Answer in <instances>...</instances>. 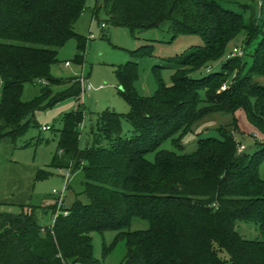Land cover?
<instances>
[{
    "label": "trees",
    "instance_id": "obj_1",
    "mask_svg": "<svg viewBox=\"0 0 264 264\" xmlns=\"http://www.w3.org/2000/svg\"><path fill=\"white\" fill-rule=\"evenodd\" d=\"M221 1L103 0L112 27L135 34L169 22L173 39L196 35L202 45L165 60L174 69L170 85L161 81L156 66L158 88L150 97L134 88L136 62L119 66L115 75L129 110L101 112L85 148H79L78 128L84 113L62 116L49 167L81 171L87 201L0 212V264H102L92 255L91 234L106 231L118 232L115 242L125 240L120 264H264V142L253 154L238 152L235 136L219 132L220 138L200 139L193 152L181 153L182 138L210 113L234 117L241 110L264 136V84L253 79L264 77V32L254 13L246 20ZM250 1L260 2L259 14L264 12L263 0ZM86 9V0H0V141L23 136L34 125L36 110L80 98L78 78L54 77L51 66L71 38L73 62L83 64L87 39L75 24ZM92 12L95 17L96 7ZM241 33L243 47L252 49L245 54L249 67L245 58L234 56L219 71L192 76L224 57ZM131 55L152 57L153 46ZM25 84L40 85L39 95L27 102L20 98ZM65 85L70 86L52 90ZM123 119L134 129L125 139ZM167 141L177 152L162 149ZM51 175L39 169L35 181ZM56 208L61 212L53 224L42 226L37 212L54 216ZM135 217L148 221L149 228L124 231ZM238 221L256 223L260 239L242 237ZM111 248L104 247L103 254Z\"/></svg>",
    "mask_w": 264,
    "mask_h": 264
},
{
    "label": "rangeland",
    "instance_id": "obj_2",
    "mask_svg": "<svg viewBox=\"0 0 264 264\" xmlns=\"http://www.w3.org/2000/svg\"><path fill=\"white\" fill-rule=\"evenodd\" d=\"M228 2V3H227ZM263 11H264V0ZM227 9L239 13L244 19H249L252 13L257 17L258 24L264 32V12L259 14L260 2L250 0H224L220 2ZM86 11L75 24V31L87 39L85 58L82 65L73 62L76 54V42L73 38L67 40L58 50L57 63L51 66V74L58 78L79 77L86 78L91 90L75 98H67L55 106L36 110L32 114L31 125L25 134L15 141L4 137L0 141V212L18 214L21 210L36 208L40 210L44 205H51L57 199L55 190L60 192L65 186V170L49 167L52 156L57 149L59 131L62 128V116L71 111L84 113L83 126L79 129V148L83 149L90 142L91 130H96V119L101 112L112 110L120 114L128 112L129 107L119 92V84L115 71L119 66L128 62H136L138 74L134 82L136 92L145 97L153 96L158 84L153 72L156 66L161 81L167 85L171 83L174 72L172 65L165 60L183 54L192 47L201 46L202 43L196 35L178 36L172 38L169 31V22H164L156 29L131 34L128 29L112 27L108 23L107 14L103 8V0H86ZM96 15L93 17V9ZM104 24L102 29L101 25ZM92 35L91 38L89 36ZM244 33L239 34L228 46L224 57L217 62L210 63L193 77L206 75L209 71H219L225 59L234 56L245 58L247 67L251 65V58L246 56L251 48L243 47ZM153 46V56L135 59L132 52L143 46ZM234 49L237 52H234ZM239 53V54H238ZM234 54V56H233ZM69 62V66L65 63ZM256 82L264 84V77H254ZM227 84L221 86L222 87ZM70 85L52 87L54 93L60 92ZM2 85L0 82V94ZM40 85L25 84L21 92V101L27 102L38 96ZM235 117V118H234ZM231 116L226 113H210L191 127L182 138L183 149L181 153L189 154L196 149L200 139L208 137L220 138L219 132L233 134L238 143V152L253 154L259 150L264 136L252 127L240 110ZM233 118L235 119L234 123ZM42 126H50V130L42 131ZM79 128V127H78ZM134 133L130 123L122 120V138H128ZM162 149L176 151L170 141L162 145ZM45 170L52 175L42 181H35L37 170ZM260 176L264 177V163L260 168ZM84 175L81 171L70 174L65 191V198L60 207H70L75 199L86 202L82 194ZM56 208L55 214L60 213ZM54 214V215H55ZM38 222L42 226L53 224L51 213L37 212ZM149 223L140 218H133L130 226L124 231L147 230ZM238 233L248 240L260 239L258 225L251 221H238ZM118 232L106 231L92 233V255L102 264H120L126 254L124 239L115 242ZM115 242V243H114ZM112 248L104 255V247Z\"/></svg>",
    "mask_w": 264,
    "mask_h": 264
},
{
    "label": "built area",
    "instance_id": "obj_3",
    "mask_svg": "<svg viewBox=\"0 0 264 264\" xmlns=\"http://www.w3.org/2000/svg\"><path fill=\"white\" fill-rule=\"evenodd\" d=\"M102 28H104V24L101 25ZM92 35L89 36V38H91ZM234 52H237L236 49H234ZM239 54V53H238ZM234 56V54H233ZM69 62H66L65 63V66H69ZM78 80H79V83H80V87H81V95L84 94L85 92H88L91 90V87L88 85L87 81H86V78L83 77V75L81 74L79 77H78ZM225 88V86L222 87V90ZM82 126H83V123L79 124V129L81 130L82 129ZM41 130L42 131H47V130H50V126H42L41 127ZM70 169H66L65 170V186L63 188V190H61L60 192H57L55 190L52 191L53 194H57V199H56V203L58 204V206H60L63 202V199L65 198V191H66V185L70 179ZM55 216H52V221L55 219Z\"/></svg>",
    "mask_w": 264,
    "mask_h": 264
}]
</instances>
